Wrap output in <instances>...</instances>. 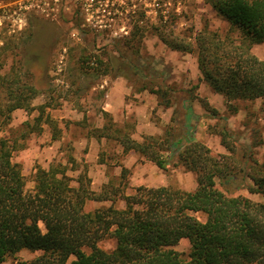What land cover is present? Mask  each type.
Returning a JSON list of instances; mask_svg holds the SVG:
<instances>
[{"label": "trees", "instance_id": "trees-1", "mask_svg": "<svg viewBox=\"0 0 264 264\" xmlns=\"http://www.w3.org/2000/svg\"><path fill=\"white\" fill-rule=\"evenodd\" d=\"M207 2L227 20L225 34L203 28L192 42L187 35L165 27H156L154 33L173 50H197L202 78L224 96L231 111L238 110L235 102L239 100L256 99H261L264 110V60L252 52L253 45L264 42V0ZM103 3L97 0L96 6L106 11ZM114 17L130 25L128 34L111 39L110 45L118 54L104 58L84 50L76 59L75 69L84 76L114 74L129 80L146 77L152 60L140 54L148 34L144 14L131 10ZM72 19L75 27L84 30L83 16ZM87 32L93 33L90 42L96 44L100 30ZM35 33L31 40L42 37L41 30ZM6 51L5 45L0 46V131L10 123L15 110L31 113L37 109L35 123H25L30 129L23 136L40 132L44 121L53 128L56 138L57 124L45 116L50 104H33L41 94L34 71L40 68L48 72L47 51L36 43H24L18 64H11L4 72L6 63L1 55ZM149 89L165 106L173 105L170 87L160 83ZM183 106L186 129L178 136H145L137 141L128 132L113 129L111 122L99 135L109 136L107 131L111 130L125 151L135 150L163 169L175 159L196 174L197 186L192 191L143 185L131 194L115 186L96 191L85 174L75 186L64 169L52 166L37 168L34 186L29 189L20 166L12 160L17 141L0 137V264L22 249L41 252L29 264H264V160L247 152L241 155L244 159L233 162L227 156L213 155L194 137L187 122L193 116L192 105L184 100ZM205 106L208 109V104ZM219 133L226 148L236 152L228 141L229 132ZM241 188L259 194L262 200L228 194ZM118 198L124 200V208L111 204L85 209L88 200L113 202ZM197 213L204 214L205 219H199ZM109 236L116 241L110 251L100 246ZM183 238L190 242L186 258L173 248Z\"/></svg>", "mask_w": 264, "mask_h": 264}, {"label": "rangeland", "instance_id": "rangeland-1", "mask_svg": "<svg viewBox=\"0 0 264 264\" xmlns=\"http://www.w3.org/2000/svg\"><path fill=\"white\" fill-rule=\"evenodd\" d=\"M103 1L106 11L96 6L97 0H0V46L8 48L1 55V60L6 63L4 72L9 70L11 64H18L24 43H36L47 51L48 72L40 68L34 71V78L40 81L37 85L41 94L33 100V104H50L46 107L45 116L55 121L60 136L58 140H52L55 131L44 121L41 122V132L23 136L30 129L25 123H35L34 119L39 114L37 109L31 113L24 109L15 110L10 123L0 131V137L17 141L18 149L13 151L12 160L20 164L27 188L34 186L37 166L64 169L75 186L83 173L88 175L90 186L97 191L104 184L122 186L121 180L131 174L127 175L121 168L126 154L110 138L104 139L99 146L90 147V132L110 122L108 120L111 118V123L115 122L116 127L134 135L139 141L149 134L157 138L178 136L186 129L184 100L193 108V116L187 122L194 137L209 146L213 155L227 156L233 162V159H244L241 155L247 152L255 159L264 160V110L261 99L239 100L235 102L238 110L231 111L224 96L213 91L202 78L197 50H173L154 33L156 27H165L177 34L187 35L192 42L203 28L225 34L229 27L227 20L207 0H98V4ZM131 10L144 14L148 34L140 54L152 60L147 76L129 80L114 74L84 76L77 71L76 59L84 50L104 58L110 53L118 54L110 45L111 39L128 34L130 25L126 20L114 16H121ZM111 14L113 17H105ZM77 15L85 18L86 25H83L82 31L75 27L72 19V16L77 18ZM161 15L163 19H160ZM94 28H98L100 33L98 42L93 45L90 42L93 33L87 31ZM38 29L43 33L41 39L31 40L33 32L36 35ZM52 42L55 44L50 45ZM252 52L264 60V42L253 45ZM160 83L173 90L172 106H165L159 96L150 91V87L156 88ZM111 95L118 98L125 96L127 109L123 114L105 117ZM139 115L145 120L139 119ZM222 130L229 132L228 141L235 146L236 152L229 151L223 144L219 133ZM136 156H139L138 153L133 154L129 161L134 178L138 177V166L146 162ZM162 173L164 180L175 186H189L196 180V175L176 163L175 159ZM125 191L132 193L134 187L128 184ZM228 194L262 200L259 194L245 188L235 189ZM110 203L88 200L85 209L93 210ZM123 204L122 200L113 203L116 207H122ZM196 216L205 219L202 213ZM115 244L111 236L100 242V246L108 251ZM173 248L186 258L190 243L184 239ZM39 254V251L23 250L3 264H29Z\"/></svg>", "mask_w": 264, "mask_h": 264}, {"label": "crops", "instance_id": "crops-1", "mask_svg": "<svg viewBox=\"0 0 264 264\" xmlns=\"http://www.w3.org/2000/svg\"><path fill=\"white\" fill-rule=\"evenodd\" d=\"M212 89V88H211ZM213 90V89H212ZM214 91V90H213ZM112 96V95H111ZM107 104L109 105V108H107L105 111V113L107 114V115H105V117L106 116H112L113 114L114 115H116V114H119V113H121V114H123L124 113V110H125V108L127 109V105H126V101H125V96H123L122 95V97L120 98H118V96L117 97H115L114 95L112 96V98H111V100H109L108 102H107ZM105 109V108H104ZM131 111V110H130ZM128 114L130 113L129 112V110H128V112H127ZM142 115V114H141ZM139 119H142V120H145V118L143 117L142 118V116H140L139 115ZM108 121H110L111 122V118H109V120ZM140 121V120H139ZM46 123V122H45ZM112 123H114L113 124V129L114 128H120V127H116V124H115V122H112ZM109 124V122H107V123H105V124H103L102 126H100V127H97V128H95L92 132H90L91 133V140H90V147H92L93 145H98L99 146V144H100V142H102L104 139H108V138H110V139H113L115 142H117L120 146H121V148H122V151L126 154V155H124L123 156V159H122V167L121 168H123V172L125 173H127V175L128 174H130L127 178L126 177H124L123 178V180H121V182H120V184L122 183L123 185L122 186H115V187H118L121 191H123L125 194H131V193H126V191H125V187H126V185L128 186V184L129 185H131L132 187H134V191L132 192V193H134L135 192V189H136V187H138V186H141V185H143V186H149V187H160V186H168V187H173V188H178V189H182V190H185V191H192V190H194L195 188H196V186H197V177H196V180L195 181H193V182H191V185H189V186H185V185H180V186H175V185H173L172 183H170V182H168V181H166V180H164V177L162 176L163 175V168H160L155 162H153V161H151V160H149V159H147V158H145L142 154H140L139 152H137V151H135V150H128V151H125L124 150V147H123V145L120 143V141L117 139V138H115L113 135H114V133H109V132H111V130H109V132H107V133H109L110 135L109 136H100L99 135V132L100 131H103V129H104V127L106 126V125H108ZM140 125V124H139ZM121 129V128H120ZM122 130V129H121ZM123 131V130H122ZM41 132V131H40ZM123 132H125V131H123ZM146 136H153V137H156L155 135H151V134H149V135H146ZM131 137L132 138H134L135 140H137V138L134 136V135H132L131 134ZM145 137V136H144ZM144 137H143V139H144ZM60 138V136H57L56 138H53V136L51 137V139L52 140H58ZM143 139L141 140V141H143ZM86 141L88 142L89 140L88 139H86ZM137 141H139V140H137ZM54 143L53 144H55V141H53ZM209 147V146H208ZM210 148V147H209ZM135 153H138V155L141 157V159H144L146 162L144 163V164H141V165H139L138 166V172H139V174H138V177H136V178H134V173H132V172H130V170H131V164H130V159H131V156L133 155V154H135ZM139 156H136V158H138ZM14 162V161H13ZM15 163H17V162H15ZM19 166H20V164L19 163H17ZM132 164H133V162H132ZM100 166H103V164L102 163H100L99 164ZM20 168H21V166H20ZM37 168H45V167H43V166H37ZM37 168H36V170H37ZM45 169H48V168H45ZM21 170H22V168H21ZM190 172H192L194 175H196L193 171H191L190 170ZM83 174H85L86 176H87V178L89 179V181H90V178L88 177V175L86 174V173H83ZM80 176H81V174H80ZM79 176V177H80ZM113 183H111V186L110 187H112V186H114V184L112 185ZM77 185H78V181H77ZM104 186H107V184H104V185H102V187L100 188V190L104 187ZM92 188V187H91ZM93 189V188H92ZM95 190V189H94ZM100 190H98V191H100ZM97 191V190H96ZM117 200H122L123 201V206L122 207H117V208H124L125 207V202H124V200L123 199H121V198H118V199H116L115 201H117ZM95 201V200H94ZM115 201H98V202H111L109 205H111V204H113ZM109 205H104V206H109ZM99 207H101V206H99ZM116 207V206H115ZM186 240L187 238H183V239H181L180 240V242L182 241V240ZM188 240V239H187ZM189 241V240H188ZM179 242V243H180ZM190 243V242H189ZM23 250H28V249H22L21 251H23ZM21 251H19L18 253H20ZM31 251V250H30ZM40 252V251H39ZM18 253L16 254V255H18ZM41 253V252H40ZM10 258V257H9ZM6 261V260H5ZM4 261V262H5ZM3 262V263H4ZM2 263V264H3Z\"/></svg>", "mask_w": 264, "mask_h": 264}]
</instances>
